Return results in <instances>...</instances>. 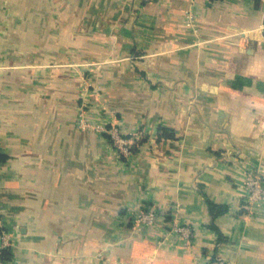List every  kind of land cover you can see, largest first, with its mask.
<instances>
[{
	"label": "crops",
	"instance_id": "0c3cea01",
	"mask_svg": "<svg viewBox=\"0 0 264 264\" xmlns=\"http://www.w3.org/2000/svg\"><path fill=\"white\" fill-rule=\"evenodd\" d=\"M14 1L0 0V211L16 234L0 264H264V196L250 202L241 173L264 181V0H81L78 40L55 52L48 35L46 54L20 38L52 0ZM74 61L140 133L129 158L75 122ZM145 206L155 222L132 225Z\"/></svg>",
	"mask_w": 264,
	"mask_h": 264
},
{
	"label": "rangeland",
	"instance_id": "374dc122",
	"mask_svg": "<svg viewBox=\"0 0 264 264\" xmlns=\"http://www.w3.org/2000/svg\"><path fill=\"white\" fill-rule=\"evenodd\" d=\"M16 1L12 0V3H15ZM23 5L25 7H30L31 5V0H22ZM53 3V10L52 12L54 13L52 15V17L50 18V15H41L40 16V24L44 26L43 30H41V32L35 37V35H31L30 32L28 31H24L23 32V37L20 38L19 36H12L11 37H6L7 39L10 40H18V38H20L23 41V50L25 51V49H30L28 48V45L31 42H36L39 45V51L40 54H46V51L49 50L51 51V48L49 47L47 49L46 47V38L49 35H54L55 40H56V47L54 48L55 52H58V50L60 49L59 46H57V43H66L69 41H76L78 40L79 37V33L77 29H73L74 28H78L79 26V14L75 11L78 10L77 8H79L82 4L81 0H52ZM39 8H43L46 9L47 7V2L46 0H41L39 2ZM13 7H15L14 5H12ZM60 7H64L66 8V10H70V14H68L67 16L60 14ZM63 16L65 17V19L62 20ZM14 18V17H13ZM27 23L30 21V16L27 15L24 17V20H27ZM49 19V21L47 20ZM54 19V20H52ZM8 20H6L5 23H7ZM51 22V25L53 24V26H51L53 32H51V30H47V25ZM53 22V23H52ZM1 23V22H0ZM12 24H14V20L12 19L11 22ZM5 37V36H4ZM33 40V41H32ZM8 42V40H7ZM69 44V43H68ZM70 45V44H69ZM64 50L66 51V54H71V56H76L78 54L77 51V47H71V48H67L65 47ZM76 63V64H75ZM71 67V71L72 72H81L83 71H87L88 74H82L80 72V77L79 80L82 81V83H80V89L77 90V95H76V102H77V107H76V111L74 114L75 117V122L77 123L78 127H80L81 129H85V130H89L91 132H100L102 134H104V136L107 138V140L109 141V145L115 150V152L122 157L123 159H127L129 158L136 149L139 148L140 145V133L138 131L132 132V133H125L122 131V128L120 125L114 123L115 119L113 118L112 114L110 111H107L105 109H103V105L104 101H103V97L102 95L98 92L99 89L98 88H91V84H92V79H93V73H91V68L93 67V64H86V63H77L76 61H74V64L70 65ZM78 78L75 79V81H79L77 80ZM95 86V85H94ZM79 99V101H78ZM99 125L102 126V128H100L101 130H99ZM117 130L118 134L121 136V138L125 141H127V144L129 146V151L128 153H125V151H123V148L119 150L118 145H116L114 138L112 137V132L113 130ZM124 147V145H122ZM253 171L252 169H248L246 167H244V171L241 172L242 173V182H243V187L247 192V197L248 196V191L244 185V175L246 172L248 171ZM259 174V173H258ZM261 178V177H260ZM262 179V178H261ZM263 181V179H262ZM264 182V181H263ZM146 209H150V210H154L155 211V219L157 217V208L154 206H145V207H141V208H135V209H129L131 216L130 218H132V216L138 212L144 211ZM1 212V211H0ZM2 213V212H1ZM131 221V219H129ZM132 225L135 226H139V225H145V224H135L133 221H131ZM155 222V220H154ZM174 227H181L184 230H186L188 232V236H184L180 231H177L174 229ZM172 230L174 232L179 233L185 240H189L190 236H191V230L188 226L186 225H181V224H174L172 226ZM220 261V260H217ZM215 261H208L206 264H215ZM223 264H226L225 262H223Z\"/></svg>",
	"mask_w": 264,
	"mask_h": 264
},
{
	"label": "built area",
	"instance_id": "2783aa9c",
	"mask_svg": "<svg viewBox=\"0 0 264 264\" xmlns=\"http://www.w3.org/2000/svg\"><path fill=\"white\" fill-rule=\"evenodd\" d=\"M190 20V16L188 15ZM102 128L99 125V130ZM112 137L116 145H118L119 150L123 148L125 153L130 152L127 141L123 140L118 134L117 130H113ZM124 145V147L122 146ZM261 176L257 172L248 171L244 175V185L248 191V199L250 202L260 200L264 196V182L260 178ZM4 215L0 212V248L11 250L14 246V238L16 231L15 229L8 227L4 219ZM135 224H145L151 225L155 220V211L146 209L144 211L138 212L130 218ZM175 230L180 231L184 236H188V232L181 227H174ZM215 264H223L222 261H216Z\"/></svg>",
	"mask_w": 264,
	"mask_h": 264
},
{
	"label": "trees",
	"instance_id": "16d2710c",
	"mask_svg": "<svg viewBox=\"0 0 264 264\" xmlns=\"http://www.w3.org/2000/svg\"><path fill=\"white\" fill-rule=\"evenodd\" d=\"M158 138L161 137H174V133L172 131H170V129L168 128H164V127H160L159 128V132L157 135ZM208 203V208L209 211L212 215V218H215L216 216H218L219 214L223 213L226 211V206L225 205H221V204H216L213 203L209 200H207ZM215 230H217L216 226L212 223L211 225ZM9 250L8 249H2V256L4 255V257L9 255Z\"/></svg>",
	"mask_w": 264,
	"mask_h": 264
}]
</instances>
